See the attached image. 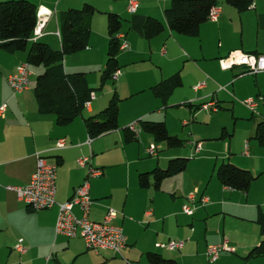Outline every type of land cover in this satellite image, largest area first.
Listing matches in <instances>:
<instances>
[{"label":"crops","instance_id":"0c3cea01","mask_svg":"<svg viewBox=\"0 0 264 264\" xmlns=\"http://www.w3.org/2000/svg\"><path fill=\"white\" fill-rule=\"evenodd\" d=\"M5 1L10 0H0ZM26 1L38 9L44 7L52 11L40 41L53 50L61 49L58 33L63 12L90 4L104 14L119 15L122 18L120 34L129 48L118 55L122 74L116 82L111 80L118 96L120 93L126 99H141L128 117L121 113L120 104L121 129L89 142L85 115L68 125H59L54 115L39 112L35 90L12 93L7 77L26 62L27 54L0 48V108L6 105L0 115V250L8 255V264H148L146 254L149 252L178 264H264V255L248 258L263 240L258 220L264 217V183L259 187L256 180H263L264 148L255 134L258 125L264 122V111L262 105L254 111L243 104L247 99H264V72L250 75L244 66L223 70L219 64L220 59L233 51L264 54V0H254L243 12L220 0L222 12L218 20L204 23L197 37L180 35L169 28L165 10L174 0H139L135 14L128 12V0ZM104 14L96 12L92 17L88 46L83 53L84 66L69 70V62H63L66 73H84L89 88L87 72L101 69L103 74L107 65L110 38ZM149 17L164 25V31L150 40L143 32ZM33 73L32 80H35V71ZM176 74L182 85L165 105L153 94L152 88ZM203 82V87L195 89ZM95 95L90 108L85 109L86 117L97 115L113 96L112 91L107 92L106 97ZM214 102L217 112L202 108ZM182 104L189 109L192 122L201 125L194 124L190 129V136L195 139L190 146V157H200V162L213 164L209 180L191 178L188 168L192 159L182 152L164 151L165 144L157 143L150 134L142 131L137 137L133 135L132 141H127L126 128L140 120L164 122L168 132L180 138L181 134L170 130V111L166 110ZM180 110L185 111L183 107ZM189 124V120L183 121L184 126ZM232 129L230 140L223 141L224 132L227 135ZM61 139H65L67 145L56 149ZM215 140L221 141L220 148H216ZM119 143L126 156L122 163L113 161L114 153L109 151ZM152 144L159 147L154 157L147 151ZM198 144H201L200 151H196ZM38 153L44 154L47 163L57 166V204L42 211L31 209L9 189L30 183ZM146 156L156 161L150 160L154 163L148 164ZM82 157L90 159L89 167L101 169L102 176L90 177L88 168H80L78 160ZM176 158L188 159L184 172L163 180L159 189L153 186V176L149 187H141L140 174L166 169L170 160ZM223 163H232L253 174L255 179L247 192L226 187L215 179ZM124 165L127 173L118 178L115 170ZM85 183L94 200L90 214L93 221L102 222L109 209L116 211L113 224L121 227L127 237L123 257L110 251H89L81 237L71 239L56 235L58 204L71 200L76 189ZM194 193L196 201L189 203L188 196ZM201 198L207 199V203L203 204ZM186 204L194 209L193 215L184 213ZM74 212L80 216L78 207ZM21 240L24 252L17 249ZM170 240L183 241L185 246L175 251L158 247ZM224 241L235 248V252H222L216 262H209L208 249ZM15 258L18 259L12 261Z\"/></svg>","mask_w":264,"mask_h":264},{"label":"trees","instance_id":"16d2710c","mask_svg":"<svg viewBox=\"0 0 264 264\" xmlns=\"http://www.w3.org/2000/svg\"><path fill=\"white\" fill-rule=\"evenodd\" d=\"M253 1L224 0V3L243 12L250 8ZM219 4L220 0H174L165 10L169 28L180 35L197 37L201 26L209 21L211 9ZM37 10L36 5L26 0L0 2V48L11 53H26V62L31 67L44 69V72L36 77L34 88L39 112L54 115L59 125H68L76 118L84 116V104L90 99L95 89L87 86L84 73H66L63 62L67 56L87 48L91 33V20L97 9L90 4H85L81 9H70L60 15V50H53L40 41L41 39L32 40L37 25ZM106 15L110 40L107 65L101 76V89L119 69L120 41L116 36L120 33L122 26V18L119 15L115 13H106ZM163 31L164 25L158 19L152 17L146 19L143 27L146 39L150 40ZM181 85L180 76L176 74L154 86L152 91L163 104L167 105L173 92ZM120 102L115 90L102 112L84 117L91 139L118 129ZM140 123L143 132L152 135L157 143L165 144L168 149L180 148L184 145L183 140L168 132L164 122L140 120ZM126 131L129 133L127 141L130 142L133 140V134L128 131V128ZM255 139L264 148V122L258 125ZM187 165L188 159H172L166 169L157 168L152 172L140 174V185L143 188L149 187L150 178L153 176V186L159 189L163 180L184 172ZM217 177L226 187L242 192H247L255 179L250 171L232 163H223L217 169ZM258 223L263 240L250 252L248 258L264 255V217H261ZM146 259L148 264H178L173 259H167L152 252L146 254Z\"/></svg>","mask_w":264,"mask_h":264},{"label":"built area","instance_id":"2783aa9c","mask_svg":"<svg viewBox=\"0 0 264 264\" xmlns=\"http://www.w3.org/2000/svg\"><path fill=\"white\" fill-rule=\"evenodd\" d=\"M139 0H128V12L135 14L139 8ZM222 12L221 6H214L211 9L209 21H217ZM52 15V11L40 7L37 10V25L34 29L33 41H38L44 36V28ZM60 37V33H58ZM117 39L120 41V51H125L129 48L128 43L123 39L124 37L118 33ZM221 69L230 70L236 66L246 67L247 73L256 75L264 72V54H250L243 51H233L228 56L219 60ZM121 70H116L111 79L116 82ZM34 75L32 67L28 62H22L16 70L7 77L8 85L14 95L23 93L26 90L34 89L36 81L32 80ZM205 83L198 84L195 89L203 87ZM96 99L93 92L90 99L84 104L85 109H89L91 102ZM245 106L254 110L262 105L264 111V99H247L243 102ZM205 111H218L217 104H204L202 107ZM6 105L0 108V115L4 113ZM128 131L137 137L142 132L140 121L132 123L128 127ZM89 138V142H91ZM67 145L65 139L57 141L56 149H63ZM201 150V144H198L196 151ZM148 154L152 157L157 156L159 147L155 144L150 145L147 149ZM37 166L32 175L31 181L28 185L23 187H9L14 191L20 200L24 201L31 209L35 211L47 210L54 207L56 203L57 192V166L47 163L46 157L42 153L36 155ZM90 159L82 157L78 160L80 168H88L90 177H100L103 174L101 169L89 167ZM189 203L196 201V194L188 196ZM200 201L205 204L207 199L201 198ZM94 200L90 196L88 184L80 186L76 189L74 196L66 203L58 204L59 213L55 226L56 235H62L67 238L81 237L89 251L99 253L101 251H110L117 256L123 257V251L127 247V237L121 227L113 224V220L117 217L116 211L109 209L102 222L93 221L90 217ZM78 207L80 216H77L74 209ZM183 211L187 215H193L194 209L186 204ZM185 246L183 241L170 240L166 244H159V248L168 249L171 251L181 250ZM17 249L21 252L25 251L22 246V240L17 245ZM235 249L230 247L227 241L220 245L211 246L207 251V257L210 262H216L222 252H234Z\"/></svg>","mask_w":264,"mask_h":264},{"label":"rangeland","instance_id":"374dc122","mask_svg":"<svg viewBox=\"0 0 264 264\" xmlns=\"http://www.w3.org/2000/svg\"><path fill=\"white\" fill-rule=\"evenodd\" d=\"M97 12H100L101 14L105 13V12L100 11V10H97ZM104 15H106V14H104ZM84 52H85V50H83V51H81L79 53L67 56L65 58V60H67L69 62V64H67V68L69 70H73L76 67L84 66L83 65L84 61H85V58H84L85 55L83 54ZM32 70L35 71V78H34L35 80H36V77L39 74H42L44 72V69L42 67H39V68L38 67H32ZM100 70L99 69H96L95 71H90L89 70V72H87L88 82H89L90 87L94 88L95 91H96L95 93H97L98 95H104L106 97V93L107 92H111V91H112V95H113V91H114L115 86H114L112 80L107 81L105 83V85L103 86V88L102 89L100 88V85H101V74H102V70L101 71ZM72 72H77V71H72ZM119 98L121 100V103H120L121 104V113L122 114L126 113V117H128L131 114V110L136 106V104H138V101L141 99V98L126 99V98L122 97V95L120 93H119ZM106 106L107 105H105L104 108H106ZM182 107L185 109L184 112L186 114H184V112L180 110ZM103 109H101L98 113L102 112ZM167 111H170V117H169L170 130L172 132H178L179 134H181L180 138L182 140H184V147L180 148V149L166 150L165 146H163L164 151H176V152L178 151V152H182L184 154V156H187V158H191L192 159L191 163H190L192 165L189 166V168H188V173L191 176V178H194L196 180H200L201 179L203 181L204 180H209L211 174H213L212 173L213 164H211L208 161L200 162V161H202L200 159V157H196V158L190 157V146L195 141V139H192V137L190 136V133H191L190 129L195 123L192 122V120L189 117L190 116L189 109L186 107V105L182 104V105H175V106H172V107L170 106L168 108V110H166V112ZM84 115L86 117V115H87L86 111H84ZM119 119H120V117H119ZM187 120H189L190 124L187 125V126H184L183 125V121H187ZM135 122L136 121H134L133 123H135ZM195 126L200 127L201 125L196 123ZM121 128H122V123H119L118 129H121ZM232 133H233V129H232V132L227 133V135H226V132H224L223 141H229L230 137H232ZM144 135H146V134H144ZM194 136H198V135H194ZM116 138H117V136H115V139ZM197 138L199 140L203 139V138L200 139V137H197ZM220 142H221L220 140H215L214 141V143L216 144L215 145L216 148H220L221 147L220 146L221 144H219ZM122 143H124V141ZM122 143H119L117 146L112 147V149L109 150V151H113L114 154H113L112 160L115 161V162L122 163V162L125 161L126 156L124 155V147H123ZM206 154L207 153H204V155H206ZM145 160L148 161V164H150V163L153 164L154 163V162H150V160L151 161H156V159L150 158V157L148 158L147 156H146ZM124 166L125 167L120 166L119 168H117L115 170V172H117L116 176L118 178H122V177H124L126 175L127 168H126V165H124ZM262 166H264V163H262ZM214 177H215V179H218L216 174L214 175ZM262 178H263V180H260V179L256 180L258 182L259 187H261L263 185V183H264V175L262 176ZM259 181H262V182H259ZM195 183H197V182H194V184ZM205 185H206V183H205ZM230 247H232V246H230ZM16 259H18V258L12 259V261H15ZM8 263H9L8 262V255L6 253L3 255L2 251L0 250V264H8ZM208 264H211V263H208Z\"/></svg>","mask_w":264,"mask_h":264}]
</instances>
